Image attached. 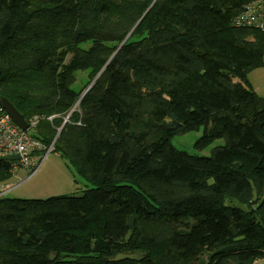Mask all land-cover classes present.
Returning a JSON list of instances; mask_svg holds the SVG:
<instances>
[{"label": "trees", "instance_id": "16d2710c", "mask_svg": "<svg viewBox=\"0 0 264 264\" xmlns=\"http://www.w3.org/2000/svg\"><path fill=\"white\" fill-rule=\"evenodd\" d=\"M254 1L0 0V98L90 184L1 196L0 264L264 258V97L247 81L264 29L234 25ZM200 128L195 149L223 141L208 156L172 145Z\"/></svg>", "mask_w": 264, "mask_h": 264}, {"label": "rangeland", "instance_id": "374dc122", "mask_svg": "<svg viewBox=\"0 0 264 264\" xmlns=\"http://www.w3.org/2000/svg\"><path fill=\"white\" fill-rule=\"evenodd\" d=\"M81 79L83 75L78 76V80ZM28 133L31 135L32 131L29 130ZM202 133L200 128L197 131L175 136L171 143L177 150L190 155L208 156L210 151L221 146L223 141L216 140L205 150L199 151L194 148V144ZM57 135L58 133L55 136ZM53 143L54 139L52 145ZM36 155L38 156L34 160L36 166L32 172L25 168H16L14 172H10L12 168L9 167L10 178L0 181V197L35 200L60 196L80 197L90 187V184L78 176L72 168H68L64 160L52 149L47 154L45 151H39Z\"/></svg>", "mask_w": 264, "mask_h": 264}, {"label": "built area", "instance_id": "2783aa9c", "mask_svg": "<svg viewBox=\"0 0 264 264\" xmlns=\"http://www.w3.org/2000/svg\"><path fill=\"white\" fill-rule=\"evenodd\" d=\"M235 26H255L264 29V0L250 2L245 9L234 19ZM51 119V118H49ZM27 130L20 129L12 120V118L0 106V158L17 155L15 161H5L12 168L10 172H14L16 168H25L28 171L35 170L39 151H45L46 154L51 151V147L44 148L42 144L32 137L28 131L35 132L37 128L36 117L25 120Z\"/></svg>", "mask_w": 264, "mask_h": 264}, {"label": "water", "instance_id": "95a60500", "mask_svg": "<svg viewBox=\"0 0 264 264\" xmlns=\"http://www.w3.org/2000/svg\"><path fill=\"white\" fill-rule=\"evenodd\" d=\"M0 106L5 110V112L12 118L13 122L22 130H27L28 125L24 119V116L19 113V111L6 99L0 98ZM18 159L17 155L8 156L0 158V161H15ZM55 254H50V260H53ZM143 259L141 254H118L111 259V261H122L130 260L135 262H140Z\"/></svg>", "mask_w": 264, "mask_h": 264}, {"label": "crops", "instance_id": "0c3cea01", "mask_svg": "<svg viewBox=\"0 0 264 264\" xmlns=\"http://www.w3.org/2000/svg\"><path fill=\"white\" fill-rule=\"evenodd\" d=\"M249 88L260 97H264V65L254 69L247 76ZM251 264H264V258L254 260Z\"/></svg>", "mask_w": 264, "mask_h": 264}]
</instances>
